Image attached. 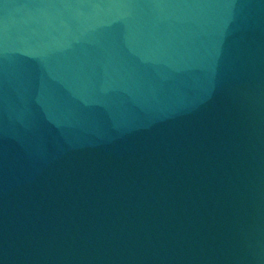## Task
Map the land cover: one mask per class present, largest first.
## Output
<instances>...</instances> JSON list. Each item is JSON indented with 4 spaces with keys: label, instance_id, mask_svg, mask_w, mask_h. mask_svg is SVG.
<instances>
[{
    "label": "water",
    "instance_id": "1",
    "mask_svg": "<svg viewBox=\"0 0 264 264\" xmlns=\"http://www.w3.org/2000/svg\"><path fill=\"white\" fill-rule=\"evenodd\" d=\"M0 264H264V0H0Z\"/></svg>",
    "mask_w": 264,
    "mask_h": 264
}]
</instances>
